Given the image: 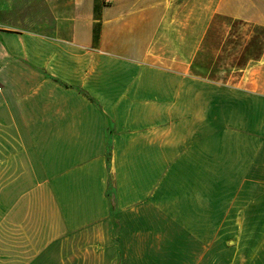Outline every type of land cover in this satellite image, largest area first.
Instances as JSON below:
<instances>
[{
	"label": "crops",
	"instance_id": "0c3cea01",
	"mask_svg": "<svg viewBox=\"0 0 264 264\" xmlns=\"http://www.w3.org/2000/svg\"><path fill=\"white\" fill-rule=\"evenodd\" d=\"M0 66V264H264V0H0Z\"/></svg>",
	"mask_w": 264,
	"mask_h": 264
},
{
	"label": "rangeland",
	"instance_id": "374dc122",
	"mask_svg": "<svg viewBox=\"0 0 264 264\" xmlns=\"http://www.w3.org/2000/svg\"><path fill=\"white\" fill-rule=\"evenodd\" d=\"M1 66H2V64H1ZM1 66H0V68H1ZM110 184V183H109ZM108 192H109V194H111L112 193V190H111V187L109 186V188H108Z\"/></svg>",
	"mask_w": 264,
	"mask_h": 264
}]
</instances>
